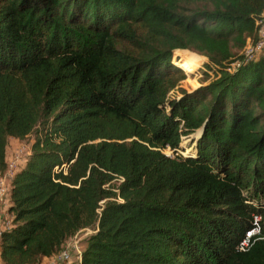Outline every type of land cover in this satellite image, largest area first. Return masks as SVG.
<instances>
[{
    "label": "trees",
    "instance_id": "1",
    "mask_svg": "<svg viewBox=\"0 0 264 264\" xmlns=\"http://www.w3.org/2000/svg\"><path fill=\"white\" fill-rule=\"evenodd\" d=\"M263 11L0 0L1 175L8 139L33 136L8 183L0 264H39L86 228L75 264H264L263 241L238 249L255 216L264 232V50L241 53ZM183 50L213 72L191 90L172 61Z\"/></svg>",
    "mask_w": 264,
    "mask_h": 264
},
{
    "label": "rangeland",
    "instance_id": "2",
    "mask_svg": "<svg viewBox=\"0 0 264 264\" xmlns=\"http://www.w3.org/2000/svg\"><path fill=\"white\" fill-rule=\"evenodd\" d=\"M177 58V59H176ZM173 63L177 64L179 67L182 68V63L184 65L190 66V71L184 72L186 73L185 79L181 80L179 83L181 87H183L186 90H191L192 88H195L199 85L200 80L203 79L204 73L208 74L209 77H212L213 72L206 67V63L208 62L206 57L199 55L195 52L183 50V51H177L175 57L172 59ZM171 94V93H170ZM172 94H176L175 91H172ZM33 141V136L29 135L26 138L22 140H18L15 138H9L7 141V153H6V161H7V168H12L14 170L16 167H18L19 163H23V161L27 158V155L30 152V146ZM181 148L178 151L181 155H186L188 152L191 151V148L188 147L189 140L183 139L181 143ZM166 155H172V151H164ZM0 176H2L0 174ZM4 213V211H2ZM4 217V214L2 215ZM95 230L91 228L81 229L79 230L75 235L68 238L66 243H73V240L76 241V246L80 248L82 251L84 247V241L85 238L94 233ZM75 236L74 239H72ZM64 244V245H65ZM73 245V244H72ZM70 252V258L67 261H63L61 264H75L78 262V256L75 252V249L73 247H69ZM40 264V263H39Z\"/></svg>",
    "mask_w": 264,
    "mask_h": 264
},
{
    "label": "built area",
    "instance_id": "3",
    "mask_svg": "<svg viewBox=\"0 0 264 264\" xmlns=\"http://www.w3.org/2000/svg\"><path fill=\"white\" fill-rule=\"evenodd\" d=\"M255 31L256 39L252 40L249 38L246 42V45L241 50V53L246 55V57L248 58L255 57L258 53L264 50V11L261 13L260 17L255 20ZM227 69L229 70L230 68ZM167 150H169L168 147L161 151L164 152ZM62 168L65 171L66 164H62L60 167H54V169L56 170H60ZM12 174V168H7L4 174L0 176V230L9 226L8 220L2 221V211H6V208L8 207V181L11 179ZM74 238L75 236L72 239ZM255 240H261L264 242V232H262L259 225V216L254 217L253 226L248 231H246L244 237L239 241L238 249L241 251H245ZM75 243V239L73 240V245L70 243H66L63 248L57 253V258L61 261H67L70 258L69 247L71 246L75 249V252L77 253L79 259L81 250L76 246Z\"/></svg>",
    "mask_w": 264,
    "mask_h": 264
},
{
    "label": "crops",
    "instance_id": "4",
    "mask_svg": "<svg viewBox=\"0 0 264 264\" xmlns=\"http://www.w3.org/2000/svg\"><path fill=\"white\" fill-rule=\"evenodd\" d=\"M6 153H7V150H6ZM8 183H9V181H8ZM3 214H4V217L2 216V221H5L8 219L9 216L6 213V211H4V213L2 212V215ZM84 245H85V243H84ZM62 262L63 261H61L57 258V253H56V254H53L52 256L42 258L40 261V264H61Z\"/></svg>",
    "mask_w": 264,
    "mask_h": 264
}]
</instances>
